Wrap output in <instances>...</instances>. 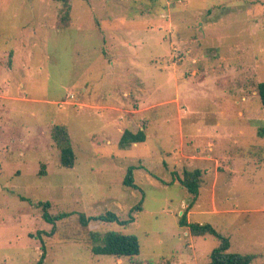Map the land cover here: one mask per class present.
Returning a JSON list of instances; mask_svg holds the SVG:
<instances>
[{
    "label": "rangeland",
    "instance_id": "1",
    "mask_svg": "<svg viewBox=\"0 0 264 264\" xmlns=\"http://www.w3.org/2000/svg\"><path fill=\"white\" fill-rule=\"evenodd\" d=\"M68 5L0 0V264H36L42 244L43 264H202L218 240L192 236L183 212L264 264V0ZM184 169L201 172L193 203ZM44 201L70 215L44 221ZM106 211L133 221L78 222ZM106 231L136 236L138 256L92 254L88 233Z\"/></svg>",
    "mask_w": 264,
    "mask_h": 264
},
{
    "label": "trees",
    "instance_id": "2",
    "mask_svg": "<svg viewBox=\"0 0 264 264\" xmlns=\"http://www.w3.org/2000/svg\"><path fill=\"white\" fill-rule=\"evenodd\" d=\"M58 1H62L65 11L68 12V0ZM256 90L260 103L264 105V81H261L257 84ZM257 134L260 136H264L263 129L257 132ZM51 138L59 148L60 165L66 168L72 167L75 161V154L65 126L57 124L53 125ZM144 141L145 133L143 132V130L140 129L136 132L124 130L119 137L118 146L121 149H126L131 144ZM134 168V166L128 167L123 179V184L131 188H136V185L133 181ZM41 172H43V170ZM200 176L201 172L199 169H194L192 171L184 169L182 172V177H178V181L181 186L186 190L188 194L192 195V203L198 195ZM49 206L50 203L48 201L40 202V207L42 209L41 218L48 223L55 224V222L63 220L70 215V213L65 212L52 215L48 212ZM136 208H139V206H137ZM91 220H98L107 223L117 222L119 224H129L133 221V218L130 215L127 220H119L117 215L111 211H106L103 214L92 217L85 216L84 214H78V222L84 227H86ZM178 223L181 226L187 227L192 236L212 235L217 238V246H215L211 250L208 260L202 264H251L252 260L254 259V256L252 254L231 252L228 237L216 231L214 227L209 223L189 222L186 218V213L184 212L180 215ZM88 236L91 245L90 250L94 255H107L118 258H135L140 252L138 239L132 234H122L114 231H106L101 234L98 232H89ZM40 250L41 254L36 264H43L44 262L46 253L44 244L41 245Z\"/></svg>",
    "mask_w": 264,
    "mask_h": 264
}]
</instances>
